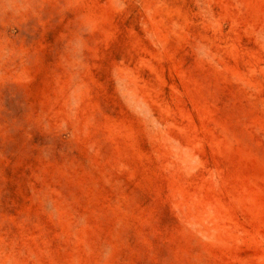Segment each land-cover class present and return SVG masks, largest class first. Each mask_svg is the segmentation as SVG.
Here are the masks:
<instances>
[{"label": "rangeland", "instance_id": "rangeland-1", "mask_svg": "<svg viewBox=\"0 0 264 264\" xmlns=\"http://www.w3.org/2000/svg\"><path fill=\"white\" fill-rule=\"evenodd\" d=\"M0 264H264V0H0Z\"/></svg>", "mask_w": 264, "mask_h": 264}]
</instances>
